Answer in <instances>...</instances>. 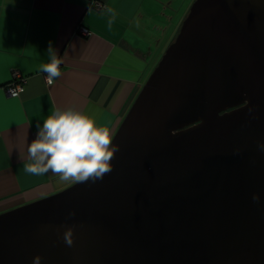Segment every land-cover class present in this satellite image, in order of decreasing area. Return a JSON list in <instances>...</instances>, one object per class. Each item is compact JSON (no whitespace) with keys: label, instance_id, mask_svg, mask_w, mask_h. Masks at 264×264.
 I'll return each instance as SVG.
<instances>
[{"label":"water","instance_id":"1","mask_svg":"<svg viewBox=\"0 0 264 264\" xmlns=\"http://www.w3.org/2000/svg\"><path fill=\"white\" fill-rule=\"evenodd\" d=\"M112 142L0 213V264H264V0H194Z\"/></svg>","mask_w":264,"mask_h":264},{"label":"crops","instance_id":"2","mask_svg":"<svg viewBox=\"0 0 264 264\" xmlns=\"http://www.w3.org/2000/svg\"><path fill=\"white\" fill-rule=\"evenodd\" d=\"M94 1L0 0V213L75 183L25 171L37 123L77 105L113 137L191 6L99 0L104 6L96 10ZM50 44L62 61L52 85L41 70L51 61ZM14 71L27 80L18 96L6 92Z\"/></svg>","mask_w":264,"mask_h":264},{"label":"clouds","instance_id":"3","mask_svg":"<svg viewBox=\"0 0 264 264\" xmlns=\"http://www.w3.org/2000/svg\"><path fill=\"white\" fill-rule=\"evenodd\" d=\"M48 51L51 61L41 70L47 74V84L52 85L61 75L62 61L51 44ZM36 128V137L27 146L26 172L38 176L52 173L63 183L89 180L94 183L111 171L110 161L118 149L113 145L109 129L98 126L77 105L57 107ZM258 148L264 151V142ZM253 200L259 202V195L254 194ZM73 233V227H66L63 232L62 238L68 246L73 245ZM33 264H41V258H34Z\"/></svg>","mask_w":264,"mask_h":264},{"label":"built area","instance_id":"4","mask_svg":"<svg viewBox=\"0 0 264 264\" xmlns=\"http://www.w3.org/2000/svg\"><path fill=\"white\" fill-rule=\"evenodd\" d=\"M103 3L99 0L94 1V8L96 10H100L103 8ZM79 32L83 36H88L90 34L89 30L84 27L80 26L78 28ZM47 78V74L45 75V79ZM55 81V80H54ZM26 78L22 77L19 72L14 71L13 72V79L12 81L7 85L6 92L11 96H18L20 93H22L25 90L26 86Z\"/></svg>","mask_w":264,"mask_h":264},{"label":"rangeland","instance_id":"5","mask_svg":"<svg viewBox=\"0 0 264 264\" xmlns=\"http://www.w3.org/2000/svg\"><path fill=\"white\" fill-rule=\"evenodd\" d=\"M180 1H182V2H186V5H187L188 2H190V4H192L194 0H175V2H174L175 7H178V6H179ZM184 6H185V5H184ZM189 7H190V6H189Z\"/></svg>","mask_w":264,"mask_h":264}]
</instances>
